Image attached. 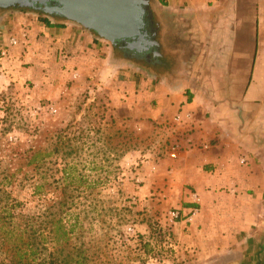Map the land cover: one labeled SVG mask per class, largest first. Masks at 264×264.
I'll list each match as a JSON object with an SVG mask.
<instances>
[{
  "label": "rangeland",
  "instance_id": "obj_1",
  "mask_svg": "<svg viewBox=\"0 0 264 264\" xmlns=\"http://www.w3.org/2000/svg\"><path fill=\"white\" fill-rule=\"evenodd\" d=\"M44 16L82 27L32 7L0 8V209L19 202L10 211L78 219L72 245L110 264H216L241 254L249 263L248 251L211 253L201 243L197 207L183 212L193 192L171 162L167 130L137 109L109 62L122 53L99 37L103 57L91 64L78 45L25 34ZM137 62L147 77L153 62ZM61 199L72 204L58 215Z\"/></svg>",
  "mask_w": 264,
  "mask_h": 264
},
{
  "label": "crops",
  "instance_id": "obj_2",
  "mask_svg": "<svg viewBox=\"0 0 264 264\" xmlns=\"http://www.w3.org/2000/svg\"><path fill=\"white\" fill-rule=\"evenodd\" d=\"M148 17L153 66L147 77L137 64L127 72L133 62L113 61L111 51L126 77L120 87L167 130L171 162L193 192L183 212L197 207L201 243L211 253L249 252V263L241 254L216 264H264V0H148ZM39 32L78 45L91 64L103 57L101 39L82 27L41 22L25 34Z\"/></svg>",
  "mask_w": 264,
  "mask_h": 264
},
{
  "label": "trees",
  "instance_id": "obj_3",
  "mask_svg": "<svg viewBox=\"0 0 264 264\" xmlns=\"http://www.w3.org/2000/svg\"><path fill=\"white\" fill-rule=\"evenodd\" d=\"M40 20L47 26L61 25L52 24L45 16ZM115 50L122 53L120 59L139 64V57H145L147 64L152 63L153 56L149 53L147 56H138L117 48ZM39 187L35 186V192ZM18 204L12 203L9 207ZM71 204L61 199L57 202V214L67 211ZM9 207L0 209V264H110L104 262L97 251L89 254L91 249L88 250L85 245H72L69 234L78 224V219L70 226L54 216L49 218L35 211L25 213L22 210L13 213Z\"/></svg>",
  "mask_w": 264,
  "mask_h": 264
},
{
  "label": "water",
  "instance_id": "obj_4",
  "mask_svg": "<svg viewBox=\"0 0 264 264\" xmlns=\"http://www.w3.org/2000/svg\"><path fill=\"white\" fill-rule=\"evenodd\" d=\"M147 5L148 0H0V8L38 6L47 16L75 22L111 45L131 50L158 44L148 39Z\"/></svg>",
  "mask_w": 264,
  "mask_h": 264
},
{
  "label": "flooded vegetation",
  "instance_id": "obj_5",
  "mask_svg": "<svg viewBox=\"0 0 264 264\" xmlns=\"http://www.w3.org/2000/svg\"><path fill=\"white\" fill-rule=\"evenodd\" d=\"M32 8L36 9V10H40L38 6H32ZM146 10H147V14H148V5L146 6ZM41 11V10H40ZM147 20H148V23H149V17L147 16ZM148 39H155V36L153 35V31H150L149 32V36H148ZM115 48L117 49H120L121 51H124V52H127V53H131L133 55H138V56H141V55H153V53H155V51L157 50V46H147L146 49L144 48H141L140 50L139 49H129V48H124V46H115ZM149 53V54H148Z\"/></svg>",
  "mask_w": 264,
  "mask_h": 264
},
{
  "label": "built area",
  "instance_id": "obj_6",
  "mask_svg": "<svg viewBox=\"0 0 264 264\" xmlns=\"http://www.w3.org/2000/svg\"><path fill=\"white\" fill-rule=\"evenodd\" d=\"M11 43H15V40L14 39H11ZM5 54V52L4 51H2V55H4ZM195 209V208H194Z\"/></svg>",
  "mask_w": 264,
  "mask_h": 264
}]
</instances>
